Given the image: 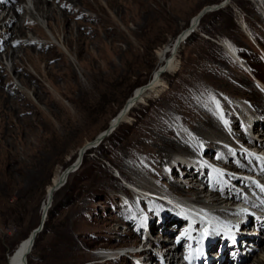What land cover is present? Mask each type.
I'll return each mask as SVG.
<instances>
[{
  "label": "rangeland",
  "instance_id": "rangeland-1",
  "mask_svg": "<svg viewBox=\"0 0 264 264\" xmlns=\"http://www.w3.org/2000/svg\"><path fill=\"white\" fill-rule=\"evenodd\" d=\"M220 1L101 0L102 11L88 10L89 17L70 19L73 34L55 36L52 24L38 11L35 1L25 0L19 13L26 12L25 7L26 17L37 20L48 36L41 39L51 41L62 54L60 59H51L49 44L43 49L27 43L32 38L39 39L28 29L29 37L19 41H26L32 47L31 53L22 51L21 58L13 61L10 47H16L18 41L8 36L10 27L18 24L11 22L12 3L17 4L18 0H6L4 10H0V19L6 18L0 31V264H8L9 254L40 223L46 188L54 174L71 165L79 150L106 130L137 86L149 82L159 62L158 50L182 33L205 5ZM55 8L65 11L57 4ZM203 19L195 34L180 47L175 72L164 73L159 91L138 104L129 121L115 133L88 149L81 168L55 193L50 218L47 217L48 228L31 253L30 264H149L143 252L106 258L117 256L121 249H133L137 238L135 248H146L148 242L156 240L153 235L161 230V224L170 227L173 238L181 239L176 245L180 250L184 236L192 234L195 228L210 227L204 237L213 240L224 230L238 228L236 217L247 221L252 218L249 206L260 204V200H253L254 191L245 187L251 186L253 190L258 184L264 185V171L253 169L242 175L238 164L216 163L223 153L218 144L212 149L213 155L200 153L208 173L198 184L200 193L183 199L164 183L190 187L179 181L181 171L169 173L168 166L156 167L153 160L143 157L142 148L137 147L146 145L147 140H140L133 149L141 160L149 159V164L167 180L156 178V173L151 174L138 161H131L124 152L128 142L139 138L145 129V133L161 137L158 129H149L148 121L159 115L168 120L174 118V110L185 113L190 110V100L200 97L201 108L208 107L222 128L223 134L213 137L227 146L229 154L237 150L255 168L263 166L260 161H264V149L250 150L234 130L243 128L244 116L261 118L264 128V0H231ZM231 47L249 69L236 63ZM28 75L34 80L23 83V77ZM239 85L251 90L246 93L249 99L240 96L242 90L234 94ZM221 96L228 97V102L216 103ZM230 101L237 103L239 109H232ZM229 110L234 123L228 122ZM173 127L191 138L187 127ZM257 130H252L253 136L260 140L264 131L257 135ZM190 141L193 151L176 154L177 160L194 162L193 154L200 149ZM191 173L186 171L183 177ZM226 192L238 196L228 197ZM242 202L244 209L239 207ZM191 209L200 211L202 218L191 219L187 213ZM229 209L236 210L238 215L230 214L227 218ZM232 218L234 221L229 224L227 220ZM239 229L252 236L258 234L252 223L243 222ZM259 238L264 246V231L259 232ZM173 241L163 242L168 245ZM117 243L126 244L120 247ZM254 245L252 242L251 252L245 249L247 258L242 264L264 259L259 244ZM215 251L210 253L214 257L211 264H221ZM229 260L225 264H238Z\"/></svg>",
  "mask_w": 264,
  "mask_h": 264
},
{
  "label": "bare ground",
  "instance_id": "bare-ground-1",
  "mask_svg": "<svg viewBox=\"0 0 264 264\" xmlns=\"http://www.w3.org/2000/svg\"><path fill=\"white\" fill-rule=\"evenodd\" d=\"M24 1L25 0H18V3L17 4L12 3V7H11V9L13 10L11 22H13V21L18 22L17 25L15 24L14 26L12 25V27H10V35L8 36V37H13V39H17V41H18V42H16L17 44H15L16 47H13V46L10 47V48H13L12 49L13 50L12 55H11L13 61H16V59L21 58L22 55L20 54V52H22V51H25V54L30 55V53H31L30 49H32V47L29 46L30 43L34 44L35 47L42 46L43 49H44V47L48 46L47 44H49L50 45L49 47L52 51L50 58L51 59H57V58L60 59L62 53L57 52L55 47H53V45H52L53 43H51V41L48 42V41H43L41 39V38H44V39L48 38V36L43 31L41 24L39 22H37V20H35V19L29 20L26 17L28 10L25 9V7H23V8H24V10H26V12L21 11V13H19L20 10L18 8L21 7V4ZM34 1H35L36 7L38 8V11H40L44 16H46L48 18V20L50 21V23L52 24V26L54 28L53 34L55 36H61L62 34L66 35L67 33L73 34L74 30H73V27L70 25V22H69L71 18H75V17L87 18L90 16L88 10L94 11L95 9L96 10L98 9L99 11H102L101 0H95L94 3L90 2L89 0H34ZM5 2H6V0L5 1L0 0V10L1 11L4 10L3 5ZM56 4H57V7L65 10V11L59 12L55 8ZM213 4H215V3H213ZM84 8H86L87 10H84ZM214 11H217V10H214ZM199 12L191 18L190 24L188 25V27H186L182 31L181 34H184L190 28L191 23L195 24L197 22ZM5 20H6L5 16L0 19V31H2L1 26L3 24H5ZM7 26H9V25H7ZM28 29H30L34 34H36L39 39H33L32 38V39L27 41V43H29V44L26 45V41H23V40L19 41V39H25V38L29 37ZM193 32L186 39H184L182 42H180V44L176 43V41L178 39V36H176L175 38H173L169 42H167L161 49L158 50L157 54H158L159 62H158L157 67L153 70V73H152V76H151L149 82L142 84L140 86H137L135 88V91L130 96L131 99L129 100V102L132 104L134 103V105L129 110H127L126 108H123L124 107L123 106L119 110V112L112 118L111 121L114 124L119 123V125L116 129H114L112 131V133H110L109 135L107 134L104 137V140L108 136L115 133L123 123L129 121L130 114H131L132 110L138 104L145 103L146 97H148L151 93L159 91L161 85L164 84L163 83L164 73L175 72V70L177 69V55H178L179 49L182 46V44L189 39V37L193 34ZM79 34H80V32H79ZM65 42H66V40H65ZM227 44L224 41V45L227 46ZM229 49H230V52L232 53L233 49H231V48H229ZM234 52L232 54L235 58V61H237L236 63L244 66L247 69H249V66H247L243 62V59H241V57L237 53V51H234ZM0 56H1V54H0ZM61 62L65 64L64 60H61ZM66 64L68 67H70L69 62L68 63L66 62ZM19 65H20V63H19ZM14 69H15V67H14ZM162 69H165V71L162 72L161 74H159V71ZM20 73H21V71H20ZM33 80H34V77L32 75H28L27 77H23L22 82L28 83V82H31ZM189 82L193 83L191 81H189ZM241 86L242 85H239L238 87L236 86V89H235L236 91H234V94L238 95V93L242 90L243 93H241L240 96H242L245 99H249L250 96L246 93H247V91H251V90L241 88ZM252 93H253V91H252ZM181 94H183V93H181ZM8 97L11 98V95H9ZM227 98L228 97L221 96L219 99H216V103H218V104L220 103L223 105V104L228 102V101H226ZM188 104H189L190 110L187 109L188 111L185 113L184 112L177 113L174 110V112H175L174 118H171L168 120V119L162 117L161 115H159V117L157 119H155L153 121H151V120L148 121L147 126L149 127V129L150 128L151 129H158L160 131L161 137L157 138V137L151 136V134H149V132L145 133V131L147 132V130L145 129V131L143 130V134L139 138L128 142L129 145L127 146V149L124 151L125 155L128 156L131 161H138L140 164H142V166H144L146 168V170L148 172H151V174L156 173L155 177L159 178L160 180H164V181H165V179L167 180V177L164 174H162L161 172L157 171V169L155 170L153 168V166H151V164H149V162H148L149 159L153 160L156 163L155 164L156 167L165 168L168 166L169 167L168 168L169 173H174L175 171H177V169H179L181 171L180 173H182V175L178 176L179 180H181L180 177H183V173H185L186 171L187 172L189 171L190 173L196 172L197 173L196 175H193L191 173L187 176H184L183 177L184 180H181V182H183V181L188 182V185L190 187H186V186L182 187V185L178 184L177 182L176 183L175 182L171 183L170 181L164 182L167 187L172 189V191L175 193L176 196L179 197V199H183V196H190V195H193L195 193H196L195 195H197L198 193H200V192H197L198 184H202L203 183L202 180H204L208 176L207 169L205 168V163L203 162V158H201L200 153L204 152L205 155L206 154L207 155L208 154L213 155L214 152H212L213 151L212 149H213L214 145H217V144H218L217 147H220L223 150V153H222V157L220 156V158L218 160H216V163L223 164V165L224 164L225 165L226 164H232V165L238 164L239 168L241 169V171H239V172L242 173V175L243 174L247 175L248 172H250V170H253V169H257L259 171H264L262 169L264 167V161L263 160L260 161L261 165H263V166L261 167L259 165L255 168L251 163H249V161H247L246 159L241 157L239 155L240 153H237L238 152L237 150H235L233 154H229L227 146L225 144H223V142H221L219 140V138H217V139L214 138V137H217L216 134H218V135L223 134L222 128L219 126V123L217 122L215 117H212V115L210 113L211 111L208 107L206 110H203L201 108L203 106V103L200 102V97H195L194 99H191ZM229 104H231L232 109H234V110L239 109V106L237 105V103L230 101ZM204 107H206V106H204ZM227 115H228L227 116L228 122L232 123L233 122L232 121L233 112H231V110H229ZM243 118L245 119V125L243 126V128L241 130L235 129L234 132L238 133L237 136H239L238 138L241 142H244L246 145H248L250 147L256 146L259 149V151H261L262 149H264V135L260 138V140H258L257 138H255V134L253 136V132H252L253 129H256V130L258 129L257 130V135H258L259 134L258 132L264 131V128H261L262 127V120H260L261 118L258 119V118L250 117V116L249 117L244 116ZM173 124H177L178 126L187 127L188 132L191 134V138H189L188 135L181 133L178 129L174 128ZM104 131H106V130H102L98 135L102 134ZM211 137H213L214 139H211ZM219 137L221 138V136H219ZM191 139H192V141H194L197 144V146L200 149V152H197V153L194 152V154H193L195 156L194 162H193V160L191 162H189L190 160L187 162L186 161L182 162V161L177 160L176 156H175L176 154H178V153L184 154L187 151H193L191 149L192 147L190 145ZM140 140H147L148 143L146 145L139 147L138 143L140 142ZM94 142H96L95 139H93L92 141H88V143L85 145V147L81 148L79 150V152L77 153V156L74 160V161H77L76 162V164H77L76 166L78 167L77 169L72 170L69 173H67V170L71 166V165H68L66 167H61L54 174V176L51 179V184H49L46 188V198H45L43 207H47V205H49L48 200L49 201L51 200V195L53 197L51 202H53L55 193L58 192V190H60L64 185L60 189H57V190H55V187L58 186L60 183L64 182L66 179L68 182L71 175H73V173L77 172L81 168V166L83 165V164H81V161H82V159L84 161V158L86 155V152L84 153V149H86L87 145L92 144ZM134 146H138L137 148H139V149L142 148L141 153L143 154V157L149 158V159H147L148 161L146 160V158L145 159L143 158L144 160H141L142 159L141 157H140L141 159L139 158L138 153L136 151H134V149H133ZM250 150H252V149H250ZM195 153H196V155H195ZM251 157L253 158L252 155H251ZM241 158H243L246 161H242ZM252 158H251V161H252ZM124 170H125L124 167H121V172H122V174L125 175L126 173ZM242 182L245 183L243 181V179H242ZM247 188H248V191L250 190L249 192H252L251 186L245 187V190H247ZM255 189H253V191L255 190L257 192V188H255ZM225 195L228 197L230 196L232 198H235L238 196V194L235 192H232V193L226 192ZM233 203H235V201ZM236 204H238V201H236ZM259 206H260V204H259ZM50 208H51V206L48 207V214H49ZM226 212H228V214H234V213L237 214L238 213L236 210H233V209H229ZM187 213H188L190 218H191V216L193 217L191 219L195 218V219L200 220L203 216L200 211L197 212L196 210H193V209H191V211H187ZM236 219H237L236 222H237L238 228H235V226H234L232 229H229L230 231L224 230L225 233L227 235L229 234L230 236L231 235L234 236L237 234L238 236L242 237V239L246 242L247 246H249V247L252 246V242H255L254 246H257V244H259L257 247L261 250V252H264V246L262 245V242L259 238V232H261V230H259V231L257 230L258 234L256 236H252L249 233H245L242 230L243 228L239 229L241 226H243V222L246 223L249 221V223H252V225H254L253 216L248 221L244 220L242 217H236ZM232 221H234V220H232ZM160 227H161V230H160L161 232L158 231L153 236L156 238H157V236H160V238H162L164 240H168L169 239L168 234L171 233L170 227H167V225L164 226V224L163 225L161 224ZM233 230H235V231H233ZM30 233L27 235V237L21 239L20 242L17 244V246L13 249V251L11 252V254L8 257V264H26L25 255L32 245V236H30ZM163 233H165L166 235H163ZM222 236L221 235L218 236L216 238V241L212 242V244H211L212 247H210L211 250H209L210 252L213 249H216L218 247L219 239H221ZM37 237H36V239H37ZM36 239H35V242H36ZM137 242H138V238L133 241L132 245L135 246L137 244ZM229 243H230V241L226 238L225 243H224V250L222 252V254L224 255V258H220L221 254L218 253L219 257L217 260H221V261H218V262H221V264L222 263L225 264L230 259L231 254H230V244ZM125 244L126 243H117V245H119L120 247L124 246ZM164 247H168L169 252H172L175 250V248L173 249V246L171 243L168 245H164ZM176 248H177V246H176ZM241 251L244 252L245 248L241 247ZM156 254L158 256H161L159 252H156ZM29 255H30V253H29ZM29 255H27L28 264H29ZM136 257H140L141 260H139V261L143 262L141 255L137 254ZM244 257L247 258V255H245ZM159 260H161V264H177L175 259L171 260V261H164V259H159ZM224 260L226 262H224ZM232 260L234 261L235 259H232ZM233 261L231 263H233ZM155 264H159V263H155ZM202 264H204V263H202ZM254 264H264V259H262V260L257 259V261H255Z\"/></svg>",
  "mask_w": 264,
  "mask_h": 264
},
{
  "label": "water",
  "instance_id": "water-1",
  "mask_svg": "<svg viewBox=\"0 0 264 264\" xmlns=\"http://www.w3.org/2000/svg\"><path fill=\"white\" fill-rule=\"evenodd\" d=\"M230 1H231V0H221L220 2H217V3H215V4H208V5H205V6L201 9V11L199 12L197 22H196L195 24H194V23H191L190 28H189L184 34H181V33H180V34L178 35V39H177L176 43H177V44H180V42H182L184 39H186V38H187V37H188L193 31L197 30V29L199 28V25L201 24V21H202L203 17H204L206 14H208V13H210V12H213L214 10H219V9L225 7L226 5H228V4L230 3ZM222 45H223V44H222ZM231 48L233 49V47H231ZM164 71H165V69L160 70V71H159V74H161V73L164 72ZM132 93H133V92H132ZM130 99H131V97L128 98V99L126 100L125 104L123 105V106H124L123 108H126L127 110H129V109L134 105V103L132 104V103L129 102ZM118 125H119V123L114 124L112 121H110L108 127L106 128V131H104V132H103L102 134H100V135H97V137L95 138L96 142H94V143L89 144L88 146H86V149H84V153H85L86 150L89 149L91 146H94L95 144L102 142V141L104 140V137H105L107 134L109 135L110 133H112V131H113L114 129H116V128L118 127ZM76 165H77V164H76L75 161L72 162L70 168L67 170V173H69V172L72 171V170H75V169L77 168ZM66 182H67V179H66L64 182L60 183L58 186H56V187H55V190L60 189L63 185H65ZM52 199H53V197H52V195H51V200H50V201L48 200L49 205H47V207H43L42 218H41L40 223H39L37 226H35V227L32 229L31 233H30V236H32V245H31V247L29 248V250L27 251V253H26V255H25V262H26V264H28L27 255H29V253L32 252L33 247H34V245H35V239H36V237L38 236L39 233H42V232H43L44 225H45L46 219H47V217H48V207L51 206V204H52V202H51ZM10 254H11V253H10ZM10 254H9V255H10ZM8 257H9V256H8Z\"/></svg>",
  "mask_w": 264,
  "mask_h": 264
},
{
  "label": "trees",
  "instance_id": "trees-1",
  "mask_svg": "<svg viewBox=\"0 0 264 264\" xmlns=\"http://www.w3.org/2000/svg\"><path fill=\"white\" fill-rule=\"evenodd\" d=\"M204 22V19H202V21H201V24ZM200 24V25H201ZM195 34V32L189 37V39L193 36ZM261 45V44H260ZM262 46V45H261ZM263 47V46H262ZM239 51V50H238ZM240 53V52H239ZM245 55H242V57H244ZM245 58V57H244ZM252 69V68H251ZM252 71H253V73H254V75L256 76V77H258L259 79H260V77H259V75L256 73V71L254 70V69H252ZM142 85V84H141ZM132 94V93H131ZM130 94V95H131ZM129 97V96H128ZM128 99V98H127ZM105 129V128H104ZM85 160V159H84ZM45 195H46V193H45ZM19 206H21V205H19ZM48 217L50 218V216L48 215ZM48 222H49V219H47L46 220V222H45V225H44V229H43V232L48 228ZM42 232V233H43ZM42 233H40L39 235H38V237H37V239H36V242H35V245H34V248H33V251L37 248V246H38V243H39V241H40V239H41V236H42ZM168 233V232H167ZM32 251V252H33ZM31 252V253H32ZM31 253H30V255H29V257L31 258ZM158 256V255H157ZM29 264H30V261H29Z\"/></svg>",
  "mask_w": 264,
  "mask_h": 264
}]
</instances>
